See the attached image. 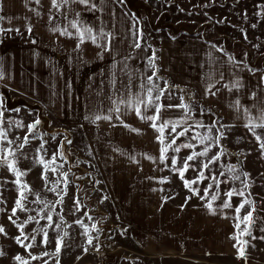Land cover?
Masks as SVG:
<instances>
[{"label":"rangeland","instance_id":"obj_1","mask_svg":"<svg viewBox=\"0 0 264 264\" xmlns=\"http://www.w3.org/2000/svg\"><path fill=\"white\" fill-rule=\"evenodd\" d=\"M124 9L128 17L136 22L137 28L141 29L144 38L142 48L146 51V58L152 56V50H156V69L150 67V75L156 73L160 88L167 90L160 103L165 105H178L181 103V96L184 102L191 105V120L189 124L200 120L205 124H211L214 120L223 123L220 112L206 104L199 93L190 87L174 85L165 75L162 74L159 66L160 42L168 36L201 37L203 40L222 47V49L233 54L238 60L247 62L257 71L264 72V17L258 15L264 0H130V6L140 2L145 9L131 11L125 0H114ZM207 5V6H205ZM147 7L152 8L149 13ZM187 20H194L187 22ZM189 23V24H188ZM256 27L253 28L252 25ZM246 37V38H245ZM150 46V47H149ZM3 99V127L8 133V138L21 143L25 135H28L27 125L34 123L37 119L40 124L35 129V133L29 136V143L24 148L27 158L21 157L19 167L29 170L28 174L22 177L34 192L40 193L41 197L51 202L55 209L53 211V226L48 228V242L42 243L43 233H35V229L46 227L47 221L40 220L27 224L24 231L29 235V240L25 244L33 243L31 237L35 235L33 247L25 249L15 242L13 237L19 235V230L8 219L11 209L17 198L16 185L12 183L15 177L6 167H0V225H2L7 235L0 234V251L4 255L0 256V264H19L14 259L16 255L28 260L29 264H57V257L53 255L56 251V241L68 233L63 239V246L59 253V264H237L239 260H246L249 264H264V156H262L255 137L246 127L240 129H223L226 138L221 140V145L225 150L220 161L210 165L211 171H205L206 176L225 172V176H230L227 172V165H237L238 172L250 174V187L247 192L251 193V198L256 202V211L253 216L255 223L251 227L252 236L240 237L247 240L244 245L245 258H238L237 241L230 239L236 234L233 227L234 220L232 209L221 211L219 205L226 197L224 193L231 187H242L240 181H229L221 183L219 188V199L213 202V207L217 209L221 219L214 221L202 219V225L209 223L210 228L204 226L202 230V244L187 235L183 239V230L187 228L179 219H168L167 211L180 213L202 210V213L210 214L205 207L208 200L201 199L204 196V189L213 182L205 179L193 187L200 189V196L193 195L185 188L178 173L171 170V160L166 164L159 165L153 186L146 188L121 186L118 181H114L116 186L109 187L107 180L112 178L114 173L102 172L95 157L90 151L84 133L76 127L62 124L54 115L53 108L38 100L20 95L15 92H0ZM186 98H185V96ZM203 109L204 114L201 115ZM18 110V111H17ZM173 115L179 119L183 115V110L174 108ZM9 121L13 122L11 126ZM23 122L25 127H17L15 122ZM219 127V124L217 125ZM166 130L165 135L167 132ZM179 131V129H178ZM196 131L204 134L206 129H192L189 136ZM257 132L264 133V129H257ZM215 134V129H213ZM238 135L236 137V134ZM71 141L68 143L67 141ZM45 145V159H49L53 152L57 150L61 143L64 145V152L67 162L57 160L58 164H63L61 172L67 173V195L64 196L62 204H56L59 199L56 193L48 191L44 181L40 178L42 166L36 163L37 149L41 143ZM192 143L197 145L195 151H202L205 145H200L198 141L188 137H180L177 144ZM192 149H181L180 153L174 154L169 151L168 156L177 155L182 162ZM219 149L212 146L208 153L211 157ZM44 153H41L43 155ZM19 155V153H18ZM208 157H198L190 162L194 167L185 172V178L192 180L198 175V170L202 162H207ZM220 165H224L221 168ZM50 181L55 182L60 179L59 172L47 173ZM161 179L167 182L160 183ZM221 180L224 177H220ZM243 179V177H241ZM63 187V182L61 183ZM138 189V190H137ZM209 192L210 195L214 194ZM146 195L151 203H130L123 200H135L138 193ZM116 196L118 198H116ZM162 202H157L156 199ZM190 197V199L186 198ZM34 199V197H29ZM79 200L80 209L77 211L74 200ZM123 199L122 201H120ZM241 201V197L233 196V208ZM30 208L39 209L41 205L31 204ZM248 206H245L247 210ZM155 211V217L151 225L149 214ZM245 210H242L243 216ZM164 212V214H162ZM140 213L144 219L138 218ZM192 213V212H189ZM162 214V216H160ZM35 216L36 212H17L18 223L26 220L27 216ZM63 217L61 223L60 217ZM202 216H204L202 214ZM88 217L92 219L89 220ZM227 217V218H225ZM39 219V217H37ZM82 220L89 227V234L93 237L92 244L87 243V237L83 234V229L75 223ZM192 222V221H191ZM60 223V228L55 225ZM95 223L99 231L93 230L91 225ZM71 225V226H69ZM244 225H241L243 227ZM189 227V226H188ZM173 230H170L172 229ZM193 230V229H192ZM175 235H169L172 232ZM153 234V235H152ZM189 234V233H188ZM189 237V238H187ZM154 245L160 251L148 250ZM174 245V253L166 250ZM166 246V247H165ZM198 247H202V250ZM195 248L197 250H195ZM87 249V251H85ZM48 253V255H44ZM32 256L37 259H32Z\"/></svg>","mask_w":264,"mask_h":264},{"label":"crops","instance_id":"obj_2","mask_svg":"<svg viewBox=\"0 0 264 264\" xmlns=\"http://www.w3.org/2000/svg\"><path fill=\"white\" fill-rule=\"evenodd\" d=\"M93 3L97 8L80 3V0H70L66 6L56 10L51 8V0H40L39 5L34 0H0V16L6 17L0 20V28L13 29L0 33V72L4 73V78L0 79V92H15L46 103L53 108L55 117L62 124L80 129L102 172L106 175L114 173L107 180L109 187L116 186L114 181L120 183L118 186L123 183L126 188L150 187L155 185V173L162 164L159 162L160 145L156 140L158 133L150 127V122L140 120L134 111L123 105L119 120L115 113H112L111 121L86 119L96 114L107 115L108 110L114 107L113 100L134 97L141 91L140 84H146L147 77L151 76L146 51L142 47L135 49L132 46L137 25L128 17L126 9L114 0H104L103 4L100 0H93ZM30 8L39 11L40 15L30 11ZM147 10L152 12L151 7H147ZM71 21H79L81 28L91 27L94 33L101 28L113 32L115 38L111 41V51H103L88 40L77 49L79 41ZM29 25L31 33L27 31ZM64 28L73 33L71 38L53 31ZM212 45L201 37L163 38L160 42L159 68L174 85L195 89L203 102L220 112L223 124L232 125L228 130L240 129L245 127V120L230 105L237 98L246 106L264 101V82L261 81L264 72L248 71L245 65L252 66L247 62L238 60L224 50L217 51ZM229 56L241 63H230ZM210 67L211 81L217 80L223 73V80L212 89H219L215 96L205 95L206 86L210 83ZM236 78H240L244 85L239 91L229 92L223 87L224 83ZM252 92L257 94L255 99ZM2 108L0 95V111H3ZM146 114L151 115L152 109ZM161 115L164 119H176L170 109L164 110ZM121 121L140 132L130 131ZM145 154L155 157V162L145 158ZM145 197L140 192L135 200L120 201L151 203ZM151 198L156 199L154 196ZM165 214H168V219L182 220L187 226L183 230V239L191 235L199 244H202L204 226L210 228L209 223L202 225V219H221L219 214L202 213L199 208L180 213L167 211ZM149 217L152 226H156L153 223L155 217L162 219L154 210ZM138 218L144 219L141 213ZM169 235L175 234L172 231ZM198 248L202 250V247ZM148 250L160 251L153 244ZM166 250L174 253L176 249L172 244ZM237 264L249 263L238 260Z\"/></svg>","mask_w":264,"mask_h":264},{"label":"snow or ice","instance_id":"obj_3","mask_svg":"<svg viewBox=\"0 0 264 264\" xmlns=\"http://www.w3.org/2000/svg\"><path fill=\"white\" fill-rule=\"evenodd\" d=\"M104 0H100V3L103 4ZM121 3H123V0H120ZM34 3L39 5L40 0H34ZM68 3H70V0H51V8L59 10L62 7L66 6ZM80 3L89 5L93 8H97V5L93 3V0H80ZM207 6V5H205ZM260 11L258 12V15L264 17V5L259 6ZM30 11H34L36 15H40V12L36 9H29ZM6 19L4 16H0V20ZM11 19V18H7ZM51 19V18H50ZM71 27L73 29H76V36L78 38L79 43L77 44V49L80 48V45H82L86 40L90 41L92 44H94L98 48H102L103 51H111V41L115 38V35L113 32L105 31L103 28H101L96 33L93 32V29L91 27H80L79 21H71L70 22ZM135 27V26H134ZM253 28L256 27L255 24L252 25ZM4 31H13V29H3L0 28V33H3ZM15 31H19V29H15ZM27 31L29 33L32 32V28L29 25L27 27ZM53 31H59L60 35L72 37L73 33L68 31L67 28H64L63 30L60 29H53ZM134 37V44L132 45L135 49H140L142 47V41L144 38V34L141 29L135 28V31L133 32ZM246 38V37H245ZM103 41V43H101ZM150 47V46H149ZM212 47L216 48L217 51H223L222 47H217L216 45H212ZM211 60V56L209 57ZM156 50H152V56L148 58L147 63L149 67L152 69H156ZM228 60L230 63L233 64H239L241 62H238L235 60L234 57L229 56ZM115 67V65H113ZM126 67V66H125ZM245 67L248 68V71L255 72L256 69H253L251 67H248L245 65ZM212 69L210 67L209 69V79L211 77ZM4 78V73L0 72V79ZM158 78L156 77V73L153 72L152 76L147 77V83H141L140 89L141 91L137 93L132 98H120L119 101L113 100L112 103L114 107L110 108L108 110L107 115H101L96 114L93 117H86V119H93L94 121L98 120H107L111 121L112 119V113L116 114V119H120V111H121V105H123L125 108L131 109L135 112L136 116L142 120V121H148L150 122V127L153 128L157 133V143L160 145V155H159V162L162 164H166V161L169 159L171 160L170 168L174 172L178 173L179 178L183 181V184L186 189H188L190 192H192L193 195L200 196V189L198 187H193V185H197L200 182H202L205 179H211L213 182L212 184H209L204 189V196H201V199H206L208 202L206 203L205 207L209 210L210 214L215 215L217 212V209L213 207V202H216L219 199V188L221 183H228L231 181H240L242 187H231L229 188L225 193L224 196L226 197L223 199L219 205V208L221 211L232 209L234 212V215L232 216V219L234 220L233 227L236 229V234H234L230 239H234L237 241V244L234 245V247H237V253L238 258L245 257V248L244 245L248 244L247 240H241L240 237L243 236H252L251 227L255 223L254 219V212L256 211V202L251 198V193L247 192V189L250 187L249 179L250 174L247 172H238L237 171V165H227V172L231 173L230 176H225V172L221 171L218 174H212L211 176H206L205 171H211L210 165L216 163L217 161H220L221 157L225 155V150L223 146L221 145V140L225 139V133L223 129L225 128H231L232 125H226L223 123H220L219 120H214L211 122V124H205L203 121L197 120L194 121L192 124H189V121L191 120V105L184 102V97L181 96V103L178 105H172L168 104L165 105L163 103H160L162 97L165 94V91L167 90V82L165 81V88H160L159 84L156 83V80ZM223 80V73L221 72L219 75V78L217 80L211 81L206 86L205 95H212L215 96L216 92L219 91L217 89L216 91H212L213 88H215V85L217 83H220ZM261 81L264 82V77H261ZM115 85V80H113V86ZM243 83L240 78H236L235 80L231 81L230 83H224L223 87L226 88L229 92H232L233 90L239 91L243 87ZM252 98H256V92H252ZM237 113H239L243 119L245 120V127L249 130V132L255 137L257 143L259 144V149L261 151L262 156H264V133L257 132V129H264V101H261L259 104H254L252 106H246L242 105L239 98H237L231 105ZM182 109L183 115L179 119H164L161 115V113L166 109ZM149 109H152V114L147 115L146 113L149 111ZM255 109V112L253 111ZM18 111V110H17ZM204 114L203 109L201 110V115ZM3 112L0 111V167H6L8 171L15 177V179L12 181L16 185V191H17V198L14 201V206L11 209V215H9L8 219L9 221L17 227L19 230V235L16 237H13L15 242L19 244L21 247H24L26 250L33 247V243L35 241V235L31 237L33 243L25 244L24 241L29 240V235H27L24 231L25 227L29 223L35 222L36 224L40 223V220H46L47 226L46 227H40L35 229V233H43V240L42 243L45 245L48 242V228L53 226V211L55 209V206L47 201L46 199L42 198L40 193L34 192L30 185L22 180V177L26 176L28 174L29 170L21 169L19 165V160L21 157L27 158L24 153V148L29 143V136L33 135L35 133V129L37 126L41 123L39 119H37L34 123L28 124L27 131L28 135H25L22 139L21 143H16V140H20L19 137L16 138V140H11L8 138V133L4 129L3 124ZM239 118V117H238ZM9 125L13 122L9 121ZM17 127L23 128L25 125L23 122L16 121L15 122ZM121 124L125 128H129L130 131L139 133L140 130L136 128H131L129 125L124 124L123 121H121ZM219 124V127L217 125ZM204 128L206 129V132L202 134L199 131H196L194 135L189 136V133L192 131V129H199ZM167 132V135H165L166 130H169ZM179 129V131H178ZM213 129H215V134L213 133ZM180 137H188L191 140H196L200 145H205L202 151H195V148L197 145H194L192 143H180L177 144V140L180 139ZM68 143H71V141H67ZM212 146H216L219 151L212 155L211 157H208V153L211 150ZM64 145L63 143L60 144V146L57 148L55 152L52 153L51 157L49 159H45L46 151H45V145L42 142L40 147L37 149V156H36V163L42 166V172H41V179L44 181L45 187L48 191H51L53 193H56L59 199L55 202L56 204H62L64 196L67 195V173L61 172L60 170L63 168V164H58L57 160H63L67 162L65 152L63 150ZM181 149H192L191 154L188 155L182 162L179 160V157L177 155H172L171 157L168 156L169 151H171L174 154L180 153ZM19 153V155H18ZM41 153H44L41 155ZM198 157H208L207 162H202L200 166V170H198V175L196 178L189 180L185 178V172L189 170V168L194 167V165L190 162L195 161ZM145 158L152 160L155 162L156 158L152 157L150 155L145 154ZM166 166H168L166 164ZM221 168H224V165H220ZM57 173L60 174V179H57L55 182H52L49 180L47 173L48 172ZM220 177H224L223 180L220 179ZM243 177V179H241ZM63 182V187H61V183ZM160 183L167 182L166 179H161L159 181ZM213 188H215L214 194L210 195L209 192L213 191ZM34 197V199H29V197ZM233 196H239L241 197L240 203L233 208V205L231 203ZM190 199V197L186 198ZM2 202V201H0ZM31 204H37L41 205L39 209L30 208L29 205ZM74 204L76 206V210L78 211L80 209L79 206V200H74ZM248 206L247 210H245V206ZM242 210H245L243 216H241ZM29 212L34 211L36 212L35 216L29 215L27 216L26 220L22 222H17V219H13V217L17 216V212ZM39 217V219H37ZM227 218V217H225ZM89 220H91V217H88ZM61 223H63V217H60ZM76 224H78L83 229V234L87 237V243L89 245L92 244L93 237L89 234V227L86 225L82 220L75 221ZM241 225H244L241 227ZM71 226V225H69ZM56 229L60 228V223H57L55 225ZM91 228L93 230L99 231L97 228V225L93 223L91 225ZM262 232H264V228L260 229ZM0 234L7 235L4 227L0 225ZM68 233L65 231L63 236L59 237L56 241V251L53 255L57 257V264H59L58 257L59 253L61 251V247L63 246V239L65 236H67ZM257 237L252 236V239H256ZM260 239H264V237H260ZM87 251V249H85ZM4 255L3 251H0V256ZM44 255H48V253H44ZM16 261L19 262V264H29L28 260L24 259L20 255H16L14 257ZM32 259H37V257L32 256Z\"/></svg>","mask_w":264,"mask_h":264},{"label":"water","instance_id":"obj_4","mask_svg":"<svg viewBox=\"0 0 264 264\" xmlns=\"http://www.w3.org/2000/svg\"><path fill=\"white\" fill-rule=\"evenodd\" d=\"M126 4L128 5V8L131 11H138L140 9H145L146 7L144 5H142L140 2L136 3L134 6H130V0H125Z\"/></svg>","mask_w":264,"mask_h":264},{"label":"built area","instance_id":"obj_5","mask_svg":"<svg viewBox=\"0 0 264 264\" xmlns=\"http://www.w3.org/2000/svg\"><path fill=\"white\" fill-rule=\"evenodd\" d=\"M185 96V95H184ZM185 98H186V96H185Z\"/></svg>","mask_w":264,"mask_h":264}]
</instances>
